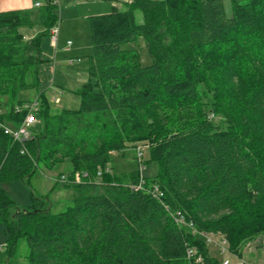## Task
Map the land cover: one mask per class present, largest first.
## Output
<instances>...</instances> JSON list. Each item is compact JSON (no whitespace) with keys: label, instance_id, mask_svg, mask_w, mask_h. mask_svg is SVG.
<instances>
[{"label":"trees","instance_id":"1","mask_svg":"<svg viewBox=\"0 0 264 264\" xmlns=\"http://www.w3.org/2000/svg\"><path fill=\"white\" fill-rule=\"evenodd\" d=\"M42 1L45 30L28 42L20 32L32 26L28 15L0 13V106L9 108L0 123L14 128L27 114L16 108L33 103L21 94L37 89L42 38L57 22V5ZM88 21L92 55L88 82L76 93L80 108L52 111L41 94L30 140L16 142L0 128V222L9 256L26 239L30 264H191L189 248L203 264H222L203 236L175 223L179 212L199 233L224 236L240 258L242 243L264 232V0L234 1L231 17L224 0H132L125 11ZM140 38L147 67L125 49ZM202 84L216 95L209 110ZM210 113L224 122L213 123ZM138 142H149V162L159 165L144 191L130 187L139 171L106 173L113 152ZM61 164L70 178H91L65 184L74 201L63 213L52 214L35 195L19 210L3 189ZM155 188L162 201L149 194Z\"/></svg>","mask_w":264,"mask_h":264},{"label":"rangeland","instance_id":"2","mask_svg":"<svg viewBox=\"0 0 264 264\" xmlns=\"http://www.w3.org/2000/svg\"><path fill=\"white\" fill-rule=\"evenodd\" d=\"M37 1L43 3L42 0ZM95 1L97 0L59 1L58 6L54 10V15L57 17L55 25L59 28L57 45H53V37L50 34L42 38L41 59L43 62L38 67L39 84L37 89L22 93L21 98L23 100L36 102L39 95L45 94L52 111L78 110L80 108L81 100L76 93L83 88L89 79L92 43L88 8ZM234 1L246 3L248 0H224L228 17L232 15ZM109 2L110 7L109 9L107 7L108 10H98L96 12L98 14L93 16L109 14L115 9L119 11L126 10V2L124 0H110ZM43 7L29 13L31 27L20 29L26 42L31 40V37H38L45 30L41 23V16L45 12ZM136 21L139 24L143 23V16L140 11L136 12ZM68 43H70V46H68ZM125 49L137 51L143 67L152 64L143 38H140L137 43L126 45ZM239 78H241L240 75L235 84L241 87ZM33 81L32 75L28 74L27 83L32 84ZM198 92L201 104L206 105V110L212 108L216 101V95L204 84L199 87ZM57 100L60 101L59 104L56 103ZM0 103H6V99L1 98ZM8 110V107H3L4 112ZM209 119L215 124L224 122L222 116H214L212 113H210ZM149 145V142H138L129 144L120 153L113 152L111 155V166L114 173L122 176L134 171L140 172L141 167L137 150L141 148L143 149V170L141 174L145 178L155 177L158 174L159 165L155 162H149L147 149ZM68 169V164L58 165L53 170H47L41 166L30 178L28 184H25L22 180H16L5 183L3 189L19 210L29 207L33 202V195H35L48 200L52 214L63 213L73 206L74 190L66 187L63 183H57V180L61 176L67 175ZM215 237L216 239L220 238V236ZM7 241L5 225L0 222V247H3V250L0 251V264H30L27 240H19L13 257L8 254ZM208 249L210 255L221 262L225 259H230L232 264H264V232L242 243L238 254L240 258L232 253L230 255H222L219 248L214 244L209 243Z\"/></svg>","mask_w":264,"mask_h":264},{"label":"built area","instance_id":"3","mask_svg":"<svg viewBox=\"0 0 264 264\" xmlns=\"http://www.w3.org/2000/svg\"><path fill=\"white\" fill-rule=\"evenodd\" d=\"M60 0H53V3L55 5L58 6ZM45 5V3H37L35 6L36 8H41ZM50 35L53 37V45L56 46L57 45V40H58V35H59V28L56 27V25L54 27L51 28L50 30ZM68 46H70V43H68ZM56 103H59V101L57 100ZM40 107V104L38 101L33 102V103H25L22 106H18L16 108V112L17 113H27L26 117L23 121V123L21 124L20 127L18 128H14L12 126L9 125H3L0 123V128H2L5 132L6 135L10 136L14 141L16 142H26L28 140L31 139L32 137V131L34 129V127H36L39 124V120L37 118V111ZM3 114V109L0 106V115ZM138 152V160L140 162V177L141 180L139 182V184L136 185H131L130 187L134 190V191H144L145 187V180L141 174L143 167H142V159H143V149L138 148L137 150ZM106 173L110 174L112 173V170L110 168H108L106 170ZM103 175V171L99 170L98 172V179H101ZM91 180L90 175L87 172H83V173H76L74 174L73 177H69L67 175L62 176L58 182L59 183H63V184H68V185H74V184H81L85 181ZM156 190L154 191H149V194H152V196L159 200L162 201V198L164 197V194H162L160 191H158L157 188H155ZM175 223L179 226V227H183V228H188L190 230L193 231V234H198L200 236H203L207 242V244H214L215 246H217L219 248V251L222 255H230V250H229V244L227 242V240L225 239L224 236L222 235H214V234H204V233H199L198 231H196L193 222H188L187 220H185V218L179 213L177 212L176 214H172ZM215 236H220L219 239H216ZM3 250V247H0V251ZM187 258L190 261L191 264H203L204 259L202 257V255L198 252V250L194 249V248H189L187 250ZM222 264H232L230 259H225ZM246 264V263H245Z\"/></svg>","mask_w":264,"mask_h":264},{"label":"crops","instance_id":"4","mask_svg":"<svg viewBox=\"0 0 264 264\" xmlns=\"http://www.w3.org/2000/svg\"><path fill=\"white\" fill-rule=\"evenodd\" d=\"M109 1L110 0H97V1L93 2L94 4L91 7H89V5H88L89 17L93 16L94 14H98V13H96V12H98V10L99 11L108 10L110 7ZM113 1H118V0H113ZM124 1L126 2L125 5L127 3L131 2V0H129V1L124 0ZM37 3H39V1H37V0H0V13L8 12V11H21V12L27 14L28 18H29V13L34 11L35 9H38L35 6ZM107 7H108V9H107ZM31 39H33V37H31ZM59 103H60V101H59ZM59 103H57V104H59ZM112 172H114V170H112Z\"/></svg>","mask_w":264,"mask_h":264}]
</instances>
